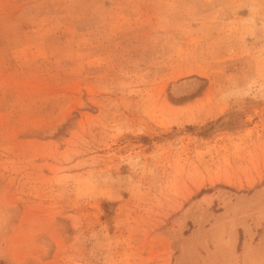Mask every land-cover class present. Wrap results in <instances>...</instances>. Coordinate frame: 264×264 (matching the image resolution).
I'll return each instance as SVG.
<instances>
[{"label":"rangeland","instance_id":"1","mask_svg":"<svg viewBox=\"0 0 264 264\" xmlns=\"http://www.w3.org/2000/svg\"><path fill=\"white\" fill-rule=\"evenodd\" d=\"M0 264H264V0H0Z\"/></svg>","mask_w":264,"mask_h":264}]
</instances>
